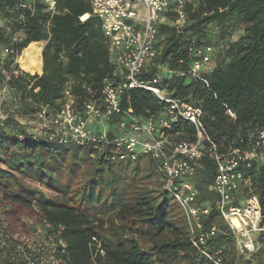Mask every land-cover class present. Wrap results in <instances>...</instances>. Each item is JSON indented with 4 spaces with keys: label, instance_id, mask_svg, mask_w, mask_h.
Returning a JSON list of instances; mask_svg holds the SVG:
<instances>
[{
    "label": "trees",
    "instance_id": "1",
    "mask_svg": "<svg viewBox=\"0 0 264 264\" xmlns=\"http://www.w3.org/2000/svg\"><path fill=\"white\" fill-rule=\"evenodd\" d=\"M21 1L0 0V21L18 26ZM55 2L57 12L52 14L45 0H39L35 15L26 21V40L15 48L20 55L31 44L46 41L43 73L31 74L19 67L15 53L0 68V85L8 87L14 108L6 119L0 118V226L12 235L23 233L25 220L39 214L54 228H64L67 248L58 256L67 264H202L186 221L170 209L171 198L179 204L165 190L151 157L149 172L140 184L125 187L127 160H113V147L97 151L91 145L60 143L48 131L44 136L28 132L15 118L18 114L37 119L44 108L55 114L67 92L79 108L92 100L102 103L104 80L114 71L102 22L90 1ZM188 17L182 31L160 27L161 53L143 79L151 80L159 72L157 64L164 66L173 74L171 80L164 78L170 92L202 104L205 129L220 154L249 148L264 131V0H196L188 6ZM3 29L0 27V47L6 48L10 41ZM238 31L243 34L233 41ZM206 46L216 49L215 67L205 74L209 87L189 75H178L188 72L198 58L197 50ZM122 99L123 109H132L142 120L156 119L165 109L145 89L126 92ZM117 122L118 118L105 121L111 134ZM175 130L195 139L192 126ZM144 157L134 162L137 171ZM89 164L93 169L80 186L78 177ZM215 171V161L206 156L197 172L200 202L214 198L204 184ZM247 172L264 214V162H254ZM150 177L156 179L157 190L149 188ZM212 223L223 226L216 211L206 221V225ZM140 241L150 244V249L143 248ZM99 244L104 256L97 252ZM216 247L225 250L226 264L235 261L232 234L216 238L211 248ZM0 264L21 262L9 254L0 257Z\"/></svg>",
    "mask_w": 264,
    "mask_h": 264
},
{
    "label": "built area",
    "instance_id": "2",
    "mask_svg": "<svg viewBox=\"0 0 264 264\" xmlns=\"http://www.w3.org/2000/svg\"><path fill=\"white\" fill-rule=\"evenodd\" d=\"M88 1L93 5L94 15L102 22L114 71L104 80L102 103L92 100L79 108L78 101L67 92L60 111L49 114L44 108L38 112L36 117L44 125V132L48 131L52 139L60 143L91 145L97 151L113 147L116 152L113 160L135 162L141 155L151 157L165 190L184 211L190 241L203 258L202 264H226L225 250L211 248V243L227 234L233 235L238 255L256 253L264 246V214L253 178L247 171L254 162H264V131L259 133L253 146L237 147L220 154L205 129L206 113L202 104L178 97L164 85V78L171 80L172 72L157 64L159 72L151 80L143 79L145 72L155 67L154 62L161 53L160 27L185 29L189 19L188 6L196 0ZM38 2L22 0L17 5L18 26L10 21V24L0 21L4 35L10 41L9 47H0V68H3V60L14 53L17 63L21 54L16 53L15 48L26 40V21L35 15ZM45 3L52 14L57 12L55 0H45ZM196 56L198 58L190 64L188 72L178 75H189L209 87L205 74L215 67L216 49L203 47L197 50ZM5 74L10 79V73L5 71ZM138 89L150 91L165 104L158 118L142 120L132 114V109H123L124 94ZM229 114L235 118L233 112L229 111ZM111 118H118L112 134L105 125ZM185 126L195 129V139L188 135L182 137L185 132L175 130ZM138 147H142L141 155L136 153ZM206 156L216 163L215 173L204 184L205 191L214 198L200 202L197 172ZM214 211L223 220V226L206 225ZM64 230L54 228L42 217L31 220L27 232L16 235L7 233L0 226V253L10 254L21 264H67L58 256L67 248L62 237ZM97 252L105 255L101 244Z\"/></svg>",
    "mask_w": 264,
    "mask_h": 264
},
{
    "label": "rangeland",
    "instance_id": "3",
    "mask_svg": "<svg viewBox=\"0 0 264 264\" xmlns=\"http://www.w3.org/2000/svg\"><path fill=\"white\" fill-rule=\"evenodd\" d=\"M243 34V32L238 31V33H236L233 37V41L238 39L239 36ZM47 44L46 41H44V46ZM43 51V50H42ZM43 54V53H42ZM18 63V62H17ZM19 64V63H18ZM19 67H21L22 69H24L20 64L18 65ZM42 66H43V57H42ZM20 68V69H21ZM21 69V70H22ZM26 70V69H24ZM23 70V71H24ZM31 74H42V73H32L29 70H26ZM165 73H168L165 69H164ZM13 98H12V94L9 93L8 87L7 86H2L0 85V115L2 116L1 118L6 119V117L12 113V111H14L13 108ZM15 118H17V120L24 125L28 132L30 131L31 133H35L36 135H45L44 130L45 127L44 125H42L37 119H35L34 117H26V118H21L18 114H15ZM84 150V149H83ZM82 150V151H83ZM142 147H138L136 150L137 155H141L142 153ZM143 165L142 167L137 171L135 168L137 167L136 164L129 160L126 161V164H124V169H125V175L124 178L122 180V183H124V186L128 187H137L140 182L142 181V178L148 174V163H149V157H144L143 161H142ZM93 167H91V164L86 165L82 168V171L78 177V182L80 184V186L82 184H85V182L87 180V177L90 175L91 171H92ZM108 178V174L107 177ZM156 179L154 177H150V180L148 182L149 183V188H151L152 190H157L158 189V184L155 181ZM177 208V209H176ZM170 209L173 211H178L179 216L186 221V217L184 214V211L180 208V206L175 205V201L173 200V198H171V204H170ZM39 214H34L32 215L30 218L26 219L25 222L28 225V223L31 220L34 219H39ZM24 232H27V229L24 230ZM143 248H146L147 250L150 249V244H148L147 242H141ZM236 253V252H235ZM4 254L0 253V257L3 256ZM235 261L238 264H264V246H260V248L256 251V253L252 254V255H247V254H235L234 255Z\"/></svg>",
    "mask_w": 264,
    "mask_h": 264
},
{
    "label": "bare ground",
    "instance_id": "4",
    "mask_svg": "<svg viewBox=\"0 0 264 264\" xmlns=\"http://www.w3.org/2000/svg\"><path fill=\"white\" fill-rule=\"evenodd\" d=\"M86 15L83 20H86ZM44 41L33 43L27 49L21 52L17 62L26 70L32 73H42V50Z\"/></svg>",
    "mask_w": 264,
    "mask_h": 264
}]
</instances>
